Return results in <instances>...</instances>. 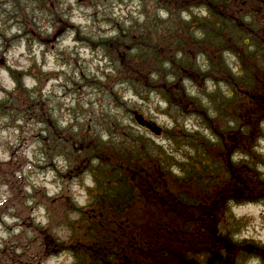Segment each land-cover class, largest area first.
<instances>
[{
    "label": "clouds",
    "instance_id": "obj_1",
    "mask_svg": "<svg viewBox=\"0 0 264 264\" xmlns=\"http://www.w3.org/2000/svg\"><path fill=\"white\" fill-rule=\"evenodd\" d=\"M258 96L264 0H0V264H156L170 198L264 264Z\"/></svg>",
    "mask_w": 264,
    "mask_h": 264
},
{
    "label": "trees",
    "instance_id": "obj_2",
    "mask_svg": "<svg viewBox=\"0 0 264 264\" xmlns=\"http://www.w3.org/2000/svg\"><path fill=\"white\" fill-rule=\"evenodd\" d=\"M184 2L191 3L193 0H184ZM188 74L193 76L198 82L203 83L200 76L196 73L190 72ZM175 87L180 88L181 85L177 84ZM256 101L260 108L264 109V96L256 97ZM244 115L248 117L249 114L245 111ZM231 138L233 140L237 139L236 136ZM233 172L236 180H244V177L237 170L233 169ZM236 194L242 195L243 193L237 190ZM219 202L220 200L216 203H182L175 198H170L167 204L170 208L175 209L176 213L173 221L174 227L167 237L160 236V239L164 241L163 244H159L155 250H150L149 254L155 258L156 264H190L184 258V245H190L197 251L201 250V248L203 250L208 249L209 253L212 254L211 257L214 254L217 255L221 248L229 249L227 240L216 235V204ZM186 226H190L191 231H186ZM99 251H102V249L98 250L97 254H99ZM122 264H133V261L127 255H124Z\"/></svg>",
    "mask_w": 264,
    "mask_h": 264
},
{
    "label": "rangeland",
    "instance_id": "obj_3",
    "mask_svg": "<svg viewBox=\"0 0 264 264\" xmlns=\"http://www.w3.org/2000/svg\"><path fill=\"white\" fill-rule=\"evenodd\" d=\"M220 206V203H217L216 204V207H217V211H218V208ZM217 218V217H216ZM227 240V239H226ZM226 242V241H225ZM227 243L229 244V252H232L233 249H234V246L231 244L230 241L227 240ZM209 252V251H208ZM209 264H232L231 260H227L225 261L224 258L220 255V253H218L217 255H213V257H211L210 261H209Z\"/></svg>",
    "mask_w": 264,
    "mask_h": 264
},
{
    "label": "bare ground",
    "instance_id": "obj_4",
    "mask_svg": "<svg viewBox=\"0 0 264 264\" xmlns=\"http://www.w3.org/2000/svg\"><path fill=\"white\" fill-rule=\"evenodd\" d=\"M220 204L222 203V201L219 202Z\"/></svg>",
    "mask_w": 264,
    "mask_h": 264
}]
</instances>
